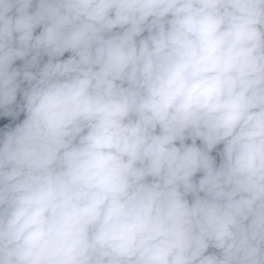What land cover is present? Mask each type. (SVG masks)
Wrapping results in <instances>:
<instances>
[{
    "label": "clouds",
    "instance_id": "obj_1",
    "mask_svg": "<svg viewBox=\"0 0 264 264\" xmlns=\"http://www.w3.org/2000/svg\"><path fill=\"white\" fill-rule=\"evenodd\" d=\"M0 264H264V0H0Z\"/></svg>",
    "mask_w": 264,
    "mask_h": 264
}]
</instances>
